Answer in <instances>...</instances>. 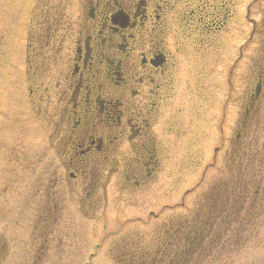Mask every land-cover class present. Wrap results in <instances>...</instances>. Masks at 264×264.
Segmentation results:
<instances>
[{
  "label": "flooded vegetation",
  "instance_id": "flooded-vegetation-1",
  "mask_svg": "<svg viewBox=\"0 0 264 264\" xmlns=\"http://www.w3.org/2000/svg\"><path fill=\"white\" fill-rule=\"evenodd\" d=\"M242 1L32 0L26 72L31 104L44 102L50 210L67 198L63 190L92 211L170 205L163 199L177 198L186 176L203 178L221 155L219 176L192 204L204 207L168 220L146 249L131 253L116 241L113 256L179 264L182 250L212 251L218 240L227 247L220 240L231 231L239 249L257 232L255 219L264 216V0H254L262 5L250 19L246 71L243 29L228 38L227 26L237 24V7L242 23Z\"/></svg>",
  "mask_w": 264,
  "mask_h": 264
},
{
  "label": "rangeland",
  "instance_id": "rangeland-1",
  "mask_svg": "<svg viewBox=\"0 0 264 264\" xmlns=\"http://www.w3.org/2000/svg\"><path fill=\"white\" fill-rule=\"evenodd\" d=\"M31 3L32 0H0V264H139L135 259L138 257L129 261V254L125 256L123 252L113 256L110 248L122 241L131 253L146 249L154 234L157 238L164 235L168 220L187 218V213L196 207H204L192 204L199 203L208 185L219 176L221 155L217 154L203 178L198 174L194 179L186 176L177 198L169 195L163 199L170 205H99L92 211L87 205H75V198L63 190L67 198L50 210L46 179L50 150L42 113L44 102L31 104L26 72ZM242 5V23L237 7V24L229 21L227 26L228 38L243 29L246 71L254 46L248 38L250 19L259 17L255 12L262 1L243 0ZM248 5L250 13L246 16ZM212 131L214 145L218 135L215 138ZM201 163L197 170L203 167ZM193 180L194 191L181 198L183 189ZM175 201L183 204L172 205ZM255 221L257 232L239 249L231 231L220 240L228 239L227 247L220 248L223 242L219 240L212 251L201 245L193 254L183 256L181 263L264 264V216H257ZM143 260V264H149V260Z\"/></svg>",
  "mask_w": 264,
  "mask_h": 264
},
{
  "label": "trees",
  "instance_id": "trees-1",
  "mask_svg": "<svg viewBox=\"0 0 264 264\" xmlns=\"http://www.w3.org/2000/svg\"><path fill=\"white\" fill-rule=\"evenodd\" d=\"M182 250V249H181ZM183 250H182V252L180 253V260H179V264H182L181 263V259H183ZM135 257H133L132 259H134ZM185 258V257H184ZM135 259H138V263L140 264V261H142L143 260V258L142 257H138V258H135ZM146 260H149V261H154V262H152V264H161V263H158V262H160V260L158 259V258H147Z\"/></svg>",
  "mask_w": 264,
  "mask_h": 264
}]
</instances>
